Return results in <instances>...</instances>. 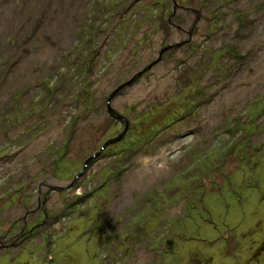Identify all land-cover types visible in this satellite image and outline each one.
Masks as SVG:
<instances>
[{"label": "rangeland", "instance_id": "obj_1", "mask_svg": "<svg viewBox=\"0 0 264 264\" xmlns=\"http://www.w3.org/2000/svg\"><path fill=\"white\" fill-rule=\"evenodd\" d=\"M0 264H264V0H0Z\"/></svg>", "mask_w": 264, "mask_h": 264}, {"label": "flooded vegetation", "instance_id": "obj_2", "mask_svg": "<svg viewBox=\"0 0 264 264\" xmlns=\"http://www.w3.org/2000/svg\"><path fill=\"white\" fill-rule=\"evenodd\" d=\"M256 6V5H255ZM253 8V13H254V16H255V13L257 11V7ZM187 19H186V23L184 25L182 24H179V23H176V26L178 28H182V27H185V25H189L190 23H192L193 21H196L198 22L199 19L203 18V16L201 15V11L198 10V9H194V8H186V10L184 11V14H183ZM241 16V14H239ZM170 17H174V13H172L170 15ZM207 20L212 24V27H217V23H213L212 20L210 18H207ZM236 26H234L232 29L235 31L236 30ZM190 36H188V39L186 40L187 45H192V44H196V43H200L202 40H205V36L204 34H200L199 38L197 40H194L192 39V33L191 32H188ZM237 33H240L239 32V29H238V32ZM172 59V58H171ZM170 59V60H171ZM170 60H168V63L170 62ZM174 61V60H172ZM173 70V68L171 69V71ZM166 126V125H165ZM61 183V182H60ZM76 184V183H75ZM90 194V193H89ZM89 194H86V195H83V197H87ZM82 201V197L81 196H74V200H73V204H79L80 202Z\"/></svg>", "mask_w": 264, "mask_h": 264}, {"label": "water", "instance_id": "obj_3", "mask_svg": "<svg viewBox=\"0 0 264 264\" xmlns=\"http://www.w3.org/2000/svg\"><path fill=\"white\" fill-rule=\"evenodd\" d=\"M139 75V74H138ZM136 78V76H134L133 78H130L128 81H126L125 83L121 84V85H125V84H130L134 81V79ZM121 85L119 86V88H117L113 94H111L110 96L112 97L114 95L115 92H118L121 88ZM110 96L108 97V99H110ZM107 109H108V112L110 114H112L117 120H120L122 121V123L124 124V127H123V131H121L119 134H117V136L114 138H110L108 141H106L104 144H103V147H106L107 145H109V143H112V142H118L120 141L126 134V132L128 131L129 129V122L130 120H128L122 113H116L110 106L109 104L107 103ZM101 147V148H103ZM94 155H97V154H93L92 156ZM92 158H95V157H92ZM88 161V160H87ZM87 163V162H86ZM86 163L83 165V167L77 172V174L73 177L72 179V182H75L77 177L80 176L83 171H84V168L86 167Z\"/></svg>", "mask_w": 264, "mask_h": 264}, {"label": "bare ground", "instance_id": "obj_4", "mask_svg": "<svg viewBox=\"0 0 264 264\" xmlns=\"http://www.w3.org/2000/svg\"><path fill=\"white\" fill-rule=\"evenodd\" d=\"M110 96V95H109ZM108 96V97H109ZM106 100H108V98H106ZM104 144V143H103ZM143 163L144 164H146L145 166H144V168H143V170L145 171L146 169H150V170H152L153 168H156V167H163L164 168V165L162 166L161 165V163H158V162H156V161H149L148 159H145V160H143ZM138 257L140 258V257H142L141 255H138Z\"/></svg>", "mask_w": 264, "mask_h": 264}, {"label": "trees", "instance_id": "obj_5", "mask_svg": "<svg viewBox=\"0 0 264 264\" xmlns=\"http://www.w3.org/2000/svg\"><path fill=\"white\" fill-rule=\"evenodd\" d=\"M87 81V80H86ZM73 122V121H72ZM71 122V123H72ZM131 141H134L133 139H129V141L126 143V145L124 144V148H127V149H132L134 145L131 144ZM65 173H67V170H64ZM64 176L67 178L69 177V175L67 174H64Z\"/></svg>", "mask_w": 264, "mask_h": 264}]
</instances>
